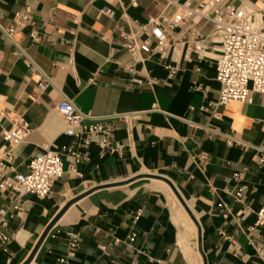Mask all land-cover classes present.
<instances>
[{
  "label": "crops",
  "instance_id": "1",
  "mask_svg": "<svg viewBox=\"0 0 264 264\" xmlns=\"http://www.w3.org/2000/svg\"><path fill=\"white\" fill-rule=\"evenodd\" d=\"M185 3L197 0H0V113L13 111L31 127L13 148L9 175L26 174L30 156L47 145L61 152L64 169L49 197L23 195L21 211L0 195L12 234L0 248V264H264V226L253 227L254 212L264 205V167L255 149L264 148V95L254 94L251 103L231 101L213 115L208 105L218 96L219 44L210 22L198 24L202 57H183L181 41L193 23L171 31L180 42L173 58L135 61L122 45L136 22L161 13L171 19ZM24 5L33 8L38 40L29 26L13 24ZM103 7L113 16L101 13ZM9 27L37 70L30 71L2 35ZM121 64H134L135 77L148 76L153 84L131 83ZM166 66L176 69L170 75ZM42 73L53 83L44 93L37 89ZM63 97L93 117L122 115L109 119L112 146L121 148L103 150L95 142L100 136L88 144L67 137L55 109ZM9 125L0 117V148L8 147L1 131ZM67 148L82 158L74 162ZM201 152L205 163L196 159ZM167 181L197 223L196 250L194 238L188 249L179 245ZM232 186L244 187L242 203L225 192Z\"/></svg>",
  "mask_w": 264,
  "mask_h": 264
},
{
  "label": "built area",
  "instance_id": "2",
  "mask_svg": "<svg viewBox=\"0 0 264 264\" xmlns=\"http://www.w3.org/2000/svg\"><path fill=\"white\" fill-rule=\"evenodd\" d=\"M100 12L109 17L113 16V10L108 7H103ZM200 22L212 24L210 35L219 44L218 53L215 55V80L218 84V96L208 105L213 115L219 116L216 109L226 106L231 101L251 103L254 94L264 95V0H254L253 5L244 3L235 5L232 0H197L195 6L185 3L171 19L161 13L147 17L145 22H136V26L124 35L125 41L122 45L135 61L145 60L153 55H157L159 59H165L171 54L173 58L180 42L170 37L171 31L175 27H187L193 23L196 25L187 30L188 36L181 41L185 47L183 57L187 59L192 52L202 57L205 53V46L198 26ZM13 24L20 27L29 26V35L32 39H39L34 27L33 8L30 5L22 7L15 15ZM13 32V27L2 29V35L15 44L17 56L24 60L30 71L37 70L34 61L13 40ZM120 67L131 75V83L150 87L154 82V79L148 76L135 77L134 64H121ZM166 68L169 69L170 75L176 69V67L169 66ZM52 86L51 78L42 73L37 84L38 91L44 93ZM55 109L66 123L64 134L67 137H82L84 144H88L91 142V137L100 136L95 142L103 150L114 153L121 148L117 142L115 146H112L115 128L109 119L122 115L93 117L81 111L78 105L66 97L56 103ZM0 117H5L10 122V125L1 131L2 138L8 147L0 148V195L13 210L21 211L23 195L33 194L41 199L50 196L54 181L64 173L61 152L53 145H47L30 156L26 174L9 175L14 170L12 166L13 148L26 141L31 127L28 121L13 111L1 112ZM86 119H95L96 122L83 123ZM255 149L259 153L258 163L264 167V148L255 147ZM67 150L74 162L82 158L75 151L68 148ZM196 159L199 163H205L206 154L198 153ZM243 189V186H232L231 188L226 187L225 192L232 195L237 202L242 203ZM245 210L248 208L245 207ZM254 214L253 227L264 226V205L260 206ZM236 220L239 218L236 217ZM251 229L253 228L250 227L248 231ZM134 235L131 233L129 239L132 240ZM11 239L12 234L8 232V219L4 209H1L0 248L9 243ZM69 244L71 249L76 248V239H71Z\"/></svg>",
  "mask_w": 264,
  "mask_h": 264
},
{
  "label": "bare ground",
  "instance_id": "3",
  "mask_svg": "<svg viewBox=\"0 0 264 264\" xmlns=\"http://www.w3.org/2000/svg\"><path fill=\"white\" fill-rule=\"evenodd\" d=\"M166 191H167V197H168L167 198L168 199V206L170 208L171 215H172L171 217L174 221V224H176L179 227V232H178L179 233V237H178L179 245L183 249H188V248L192 247L191 245L193 244V246L195 247V250H196L197 244H198V242H197L198 227H197L196 221L186 211V209L183 206V204L181 203L178 195L175 193V191L170 186H167ZM188 206H189V204H188ZM190 238H194V242L191 245L188 243V239H190ZM190 260L192 262H194L192 259H190ZM196 260H197V258H196Z\"/></svg>",
  "mask_w": 264,
  "mask_h": 264
},
{
  "label": "water",
  "instance_id": "4",
  "mask_svg": "<svg viewBox=\"0 0 264 264\" xmlns=\"http://www.w3.org/2000/svg\"><path fill=\"white\" fill-rule=\"evenodd\" d=\"M167 182L169 183V181H167ZM169 185H170L171 188L175 191V189L172 187L171 183H169ZM175 193L177 194L176 191H175ZM177 195H178V194H177ZM178 197H179L181 203L183 204V206L185 207L186 211L190 214V216H192L191 213H190V210L188 209V207L186 206V204L184 203V201L181 199V197H180L179 195H178Z\"/></svg>",
  "mask_w": 264,
  "mask_h": 264
}]
</instances>
